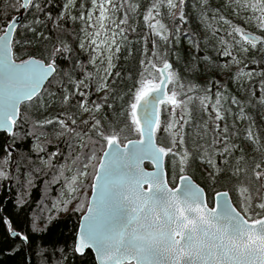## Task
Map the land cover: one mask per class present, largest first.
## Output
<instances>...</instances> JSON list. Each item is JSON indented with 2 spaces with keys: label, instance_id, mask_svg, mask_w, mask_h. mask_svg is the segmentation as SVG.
Instances as JSON below:
<instances>
[{
  "label": "snow or ice",
  "instance_id": "1",
  "mask_svg": "<svg viewBox=\"0 0 264 264\" xmlns=\"http://www.w3.org/2000/svg\"><path fill=\"white\" fill-rule=\"evenodd\" d=\"M56 2L0 0V181L58 192L55 216L18 197L5 240L33 264H264V0Z\"/></svg>",
  "mask_w": 264,
  "mask_h": 264
},
{
  "label": "trees",
  "instance_id": "2",
  "mask_svg": "<svg viewBox=\"0 0 264 264\" xmlns=\"http://www.w3.org/2000/svg\"><path fill=\"white\" fill-rule=\"evenodd\" d=\"M63 3V0H57V2L53 5V11L60 10V6ZM4 5L0 3V9H4ZM8 12V15L12 17L17 12L11 9H5ZM31 16L28 12L24 11L22 20L19 25H23L24 23H30ZM254 30V29H253ZM204 53H199V55H203ZM210 55L213 53L209 52ZM82 62L87 63V58L84 55L80 56ZM223 58H221V61ZM75 58H73L72 62L61 60L60 65L61 68L67 69L71 67V64L74 63ZM254 67V66H250ZM182 71V69H181ZM215 75V74H213ZM220 78V77H217ZM203 83V81H200ZM231 87V85H230ZM95 98V97H93ZM32 143L31 138L27 141L23 142L22 151H28ZM4 153L0 152V159H3ZM23 173V170H22ZM12 175L15 176L16 173L14 168L12 170ZM10 185V186H9ZM42 189L43 182L42 180L36 181V186L28 189L24 183V175L21 174L19 181L16 179L0 181V215L8 216L14 225L18 229H24L25 224L17 221V215L19 213V209L16 205V200L18 197L25 200L27 203L24 204V208L28 214V217L31 218L33 214L35 215H43L47 217L49 215V210H51V214L53 216L56 215L54 209H52L53 200L57 197L58 192L55 190V187L50 193V197L46 199H42ZM79 213H60L58 218L57 227L54 231L57 234V238H63L69 235V233L76 227L77 221L79 218ZM60 234H63L61 237ZM5 226L0 224V264H20L21 259L27 260V264H33L35 257L29 255L28 246L25 244L21 246V243L18 239L13 237H8L5 240ZM11 244L13 247L17 249V252H12L11 248L8 245ZM19 253V254H18Z\"/></svg>",
  "mask_w": 264,
  "mask_h": 264
},
{
  "label": "water",
  "instance_id": "3",
  "mask_svg": "<svg viewBox=\"0 0 264 264\" xmlns=\"http://www.w3.org/2000/svg\"><path fill=\"white\" fill-rule=\"evenodd\" d=\"M24 10H21L20 12H17L15 15L12 16V18L20 24L22 17H23ZM10 186V185H9ZM14 238V237H13Z\"/></svg>",
  "mask_w": 264,
  "mask_h": 264
}]
</instances>
